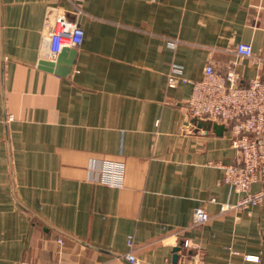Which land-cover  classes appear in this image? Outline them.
I'll return each mask as SVG.
<instances>
[{
  "label": "crops",
  "instance_id": "1",
  "mask_svg": "<svg viewBox=\"0 0 264 264\" xmlns=\"http://www.w3.org/2000/svg\"><path fill=\"white\" fill-rule=\"evenodd\" d=\"M48 6L83 30L53 71ZM241 41L240 83L264 81V0H0V264H130L129 235L138 264H181L184 241L204 264H264V197L221 211L243 195L223 181L229 124L188 116L189 82L166 86L172 61L224 74ZM109 161L120 186L101 181Z\"/></svg>",
  "mask_w": 264,
  "mask_h": 264
},
{
  "label": "built area",
  "instance_id": "2",
  "mask_svg": "<svg viewBox=\"0 0 264 264\" xmlns=\"http://www.w3.org/2000/svg\"><path fill=\"white\" fill-rule=\"evenodd\" d=\"M80 13V10H77ZM83 30L76 20L68 18L58 7L48 6L45 11L42 39L47 47L49 60L55 61L63 49H72L80 45ZM177 39H171L169 45L175 47ZM238 60L226 66L224 74L215 71L211 62H207L199 79L188 80L183 77V66L170 62L166 73V86L175 87L179 82L187 81L191 92L186 111L191 117H211L229 124L230 144L235 149L234 161L222 165L223 181L242 197L235 204L225 203L222 212L235 208H245L259 204L264 197V81L255 77L247 84L240 83L237 64L252 56V46L247 42H238L233 48ZM187 124L182 128L185 129ZM122 167L115 162H106L101 181L110 186H120ZM258 182L260 189L250 191L251 184ZM209 219L203 208H197L192 217V226L203 225ZM61 242V239H58ZM130 250L124 258L130 264H138L132 245V236L127 237ZM181 264H204L203 247L184 241L180 247ZM247 261L257 257L245 255ZM18 264V263H17ZM58 264H69L60 262Z\"/></svg>",
  "mask_w": 264,
  "mask_h": 264
},
{
  "label": "water",
  "instance_id": "3",
  "mask_svg": "<svg viewBox=\"0 0 264 264\" xmlns=\"http://www.w3.org/2000/svg\"><path fill=\"white\" fill-rule=\"evenodd\" d=\"M66 50L68 49H63L61 51V53L58 55L57 59L55 61L53 60H48V59H41L39 61V67L42 68V69H45V70H48V71H53L54 68L57 66L58 64V61L60 59V57H62L63 55H65L66 53Z\"/></svg>",
  "mask_w": 264,
  "mask_h": 264
}]
</instances>
